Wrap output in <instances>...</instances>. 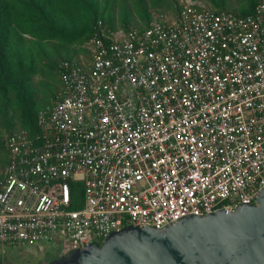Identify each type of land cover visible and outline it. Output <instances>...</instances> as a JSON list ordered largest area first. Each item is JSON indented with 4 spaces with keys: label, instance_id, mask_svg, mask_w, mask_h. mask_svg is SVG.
<instances>
[{
    "label": "built area",
    "instance_id": "2783aa9c",
    "mask_svg": "<svg viewBox=\"0 0 264 264\" xmlns=\"http://www.w3.org/2000/svg\"><path fill=\"white\" fill-rule=\"evenodd\" d=\"M142 29L100 22L61 61L39 134L3 135L0 245L62 255L127 226L255 205L264 188V0L241 17L192 0ZM83 206L71 210V183Z\"/></svg>",
    "mask_w": 264,
    "mask_h": 264
},
{
    "label": "trees",
    "instance_id": "16d2710c",
    "mask_svg": "<svg viewBox=\"0 0 264 264\" xmlns=\"http://www.w3.org/2000/svg\"><path fill=\"white\" fill-rule=\"evenodd\" d=\"M199 1L241 17L251 15L260 2L241 0L232 8L228 0ZM176 6L175 0H0V180L8 164L3 135L23 129L36 137L39 111L58 99L59 93L46 104L39 102L38 77L52 80L57 76L60 82L58 64L86 53L83 47L97 23L109 31H127L137 26L136 18L145 27L152 12L176 14ZM70 185L69 208L78 210L83 206V185Z\"/></svg>",
    "mask_w": 264,
    "mask_h": 264
},
{
    "label": "water",
    "instance_id": "95a60500",
    "mask_svg": "<svg viewBox=\"0 0 264 264\" xmlns=\"http://www.w3.org/2000/svg\"><path fill=\"white\" fill-rule=\"evenodd\" d=\"M48 264H264V188L253 206L187 216L161 230L127 226Z\"/></svg>",
    "mask_w": 264,
    "mask_h": 264
},
{
    "label": "rangeland",
    "instance_id": "374dc122",
    "mask_svg": "<svg viewBox=\"0 0 264 264\" xmlns=\"http://www.w3.org/2000/svg\"><path fill=\"white\" fill-rule=\"evenodd\" d=\"M195 1V0H192ZM207 9L209 8L205 3L197 0ZM195 1V2H197ZM228 4L232 8H236L238 6V2L241 0H228ZM167 14H163L166 16H170L169 12H165ZM120 29V28H116ZM52 80L46 78L42 80V78L38 77L37 82H41L37 85V96L38 100L41 104H46V102L50 101V99L59 93L61 84L58 80L57 76H53ZM62 256V247L60 244H44L43 249L41 250L39 246H19V247H11L7 248L3 245H0V260L2 264H48L49 262L58 259Z\"/></svg>",
    "mask_w": 264,
    "mask_h": 264
},
{
    "label": "crops",
    "instance_id": "0c3cea01",
    "mask_svg": "<svg viewBox=\"0 0 264 264\" xmlns=\"http://www.w3.org/2000/svg\"><path fill=\"white\" fill-rule=\"evenodd\" d=\"M197 3H199L200 4V2H198L197 1ZM168 14H171V15H173L171 12H169ZM155 13L154 12H152V16H153V18L155 17ZM136 24H137V26L135 27V28H139V29H142L143 27H144V24H143V22H141L138 18H136V22H135ZM117 30V29H116ZM85 46V45H84ZM84 48V47H83ZM85 50V49H84ZM86 52V51H85ZM84 60L85 61H88L89 60V55H88V53L86 52V53H81V54H79L76 58H75V62H84ZM60 91H61V87H60V90H59V93H60Z\"/></svg>",
    "mask_w": 264,
    "mask_h": 264
}]
</instances>
